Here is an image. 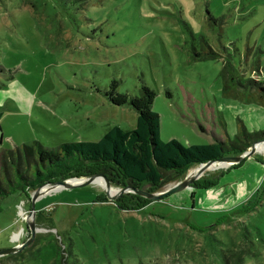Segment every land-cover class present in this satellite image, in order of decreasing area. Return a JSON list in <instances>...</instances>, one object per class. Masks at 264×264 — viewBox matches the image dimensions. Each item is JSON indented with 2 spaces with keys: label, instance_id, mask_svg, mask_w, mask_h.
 <instances>
[{
  "label": "rangeland",
  "instance_id": "1",
  "mask_svg": "<svg viewBox=\"0 0 264 264\" xmlns=\"http://www.w3.org/2000/svg\"><path fill=\"white\" fill-rule=\"evenodd\" d=\"M252 79L264 86V0H0V87L14 82L21 97L15 106L3 103L0 152L33 141L47 148L95 142L113 126L134 129L137 112L107 95L112 82L119 94L137 96L142 85L155 92L162 141L188 147L235 139L264 130V98ZM258 149L243 163L248 181L264 175V163L248 160H264V142ZM242 161L213 162L196 180ZM185 176L154 191L147 183L131 187L155 194ZM236 176L240 171L218 184L226 179L220 187L236 189L235 181L226 183ZM127 186L109 181L107 195L95 181L44 193L34 204L33 240L0 255V264H53L61 254L69 264H223L221 249L245 245L246 230L259 255L245 264H264V197L251 212L242 202L210 211L197 200L191 207L190 198L181 207L185 190L163 204L121 192ZM32 193L0 202V251L30 237ZM128 194L150 202L116 208ZM103 195L107 202L98 200Z\"/></svg>",
  "mask_w": 264,
  "mask_h": 264
},
{
  "label": "trees",
  "instance_id": "2",
  "mask_svg": "<svg viewBox=\"0 0 264 264\" xmlns=\"http://www.w3.org/2000/svg\"><path fill=\"white\" fill-rule=\"evenodd\" d=\"M251 84L259 87L260 95L264 98L262 83L252 79ZM115 86L116 82H112L111 91L107 95L113 104L129 105L137 112L135 128L123 130L113 126L95 142L78 141L47 148L38 141H33L0 152V202L10 195H24L28 198L30 190L48 181H61L90 174H102L108 181L122 186L127 184L139 188L147 183L150 191H154L173 178H183L190 168L199 163L216 160L225 155H240L251 144L264 140V130H262L253 133L243 131L241 136L238 135L235 139L201 146L187 147L174 138L162 141L159 138L160 115L152 110L155 92L148 86L142 85L137 96H130L116 93ZM246 160L218 177L203 178L191 183L189 187H192V190L186 189V195H179L180 206L186 207L190 198L191 207H194L193 202L198 193L215 188L222 177L243 166ZM255 161L259 164L264 163L259 157L255 158ZM255 195L256 198L252 199ZM172 196L173 194L160 198L157 202L167 203L170 201H166L167 198L170 199ZM253 196L245 204L242 203L241 208L244 212L253 211L264 197V180ZM102 197L98 200L108 201L106 196ZM174 199L176 200V197ZM148 202L150 201L145 198L128 194L121 195L115 201V206L123 210L142 207ZM181 235L182 233H178V239ZM242 235L247 241L245 245H237L236 250L229 248L226 253V246L225 249H221L223 264H245L246 257L259 255V251L254 248L252 237H248L247 230ZM186 251L188 250L183 249L182 252ZM69 253L73 255L71 250ZM53 264L69 263L61 254L54 259Z\"/></svg>",
  "mask_w": 264,
  "mask_h": 264
},
{
  "label": "water",
  "instance_id": "3",
  "mask_svg": "<svg viewBox=\"0 0 264 264\" xmlns=\"http://www.w3.org/2000/svg\"><path fill=\"white\" fill-rule=\"evenodd\" d=\"M262 142H264V140L262 141H258L255 142L253 144H251L242 154L240 155H236V156H223L220 158H217L216 160H207L203 163H199L197 165H195V169L193 170L194 172L192 174H189V172L187 173V176H185L184 179H182L181 181L177 182L175 185H173L172 187L159 192V193H155V194H151V193H147L145 191H142L140 189H135L131 186H127L125 187L123 190H121V192H124L126 190L128 191H133L134 193L146 197L148 199L151 200H155V199H160V198H164L166 196L178 193L180 191H184L186 189H189L190 184L198 179L200 177V175L203 173V171L205 170V168L213 163V162H239L242 161L246 158H249L251 156L252 153H254L255 151V147L258 146L259 144H261ZM249 149V151H248ZM102 179V185H103V192L107 195H110L109 191H108V185H109V181L108 179L102 175V174H93V175H85V176H80V177H73V178H68L65 180H61V181H51V182H47L44 183L43 185L35 188V190H33V193L30 195V215L29 218H27V224L30 230V237L20 246L17 247H12L9 250L6 251H0V255L2 254H14L19 252L20 250H22L23 248H25L26 246L29 245V243L33 240L34 234L36 232V226L33 220H31V217L33 215V211H34V204L35 201L42 196L44 193H48L51 191H56V190H62V189H71L77 186H81V185H86L89 183H94L96 181V179ZM117 196V195H115Z\"/></svg>",
  "mask_w": 264,
  "mask_h": 264
},
{
  "label": "crops",
  "instance_id": "4",
  "mask_svg": "<svg viewBox=\"0 0 264 264\" xmlns=\"http://www.w3.org/2000/svg\"><path fill=\"white\" fill-rule=\"evenodd\" d=\"M7 83H8L7 86H1L0 87V121H1L2 116H3L1 111L3 108L4 102H10L15 106L16 102L18 103V101H19V103H20V101H21V97H15L14 96L15 89H11L12 86H14V82L11 83V81H8ZM6 89H7L8 93H10L8 96H5V90ZM16 93H18V90ZM3 133L4 132L2 131V125L0 123V150H1L2 141L5 137V136L3 137ZM248 160H250L252 162L254 161L255 162L254 166L258 167V165L256 164L257 161H255V159H248ZM247 167H248V165L247 166L243 165V166L239 167L238 169L233 170L234 172L240 171V176H236L235 180L230 179V178L227 179L228 182H226V183L230 182L231 184H234L233 181H235L236 189H232L230 187V189L226 188L225 190H223V188L220 186H224V184H225L224 181L226 180L225 179V180H221L222 183L220 185L218 184L216 186L217 188H220L219 190H216V187H215L213 189L198 193V195H196L195 200L198 201L199 207L205 208V209L210 210V211H217V210L230 209L233 205H237L241 202L244 203L248 199L247 197L257 189L260 180L262 182V180L264 179V175L262 177V174H256L255 173L254 174L255 176L254 175L251 176V178L248 181V177L244 176V173L249 172ZM231 173L227 174L226 177L225 176L224 177L227 178V177L231 176ZM252 173H254V172H252ZM229 180H231V181H229ZM250 181H251V184H250ZM242 185L243 186L246 185L247 188L245 187L243 189H240V186H242ZM245 190H246V192H245ZM236 192H238L240 194L238 197L239 200L236 197V200L233 201L231 199V195H233ZM195 200L193 202L194 206H195Z\"/></svg>",
  "mask_w": 264,
  "mask_h": 264
},
{
  "label": "bare ground",
  "instance_id": "5",
  "mask_svg": "<svg viewBox=\"0 0 264 264\" xmlns=\"http://www.w3.org/2000/svg\"><path fill=\"white\" fill-rule=\"evenodd\" d=\"M257 147L259 148V145L256 146L255 149H256L257 151L260 150V149H258ZM219 163H223V162H219ZM223 164H226V163H223ZM96 182L102 184V179H98V178H97V179H96Z\"/></svg>",
  "mask_w": 264,
  "mask_h": 264
}]
</instances>
